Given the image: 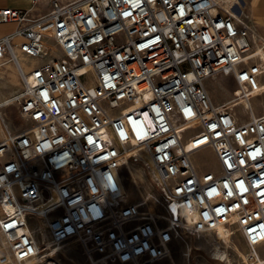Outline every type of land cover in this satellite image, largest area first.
Returning <instances> with one entry per match:
<instances>
[{
  "label": "built area",
  "instance_id": "1",
  "mask_svg": "<svg viewBox=\"0 0 264 264\" xmlns=\"http://www.w3.org/2000/svg\"><path fill=\"white\" fill-rule=\"evenodd\" d=\"M220 1L53 0L40 18L0 9V23L23 24L0 37V67L15 64L21 80L0 101V264H60L55 248L69 243L91 262L161 264L155 206L190 235L229 228L264 244V113L234 109L264 92L263 69L249 16ZM218 74L237 82L233 106L210 95ZM206 149L214 169L193 159ZM129 163L158 192L152 210L125 197Z\"/></svg>",
  "mask_w": 264,
  "mask_h": 264
},
{
  "label": "rangeland",
  "instance_id": "2",
  "mask_svg": "<svg viewBox=\"0 0 264 264\" xmlns=\"http://www.w3.org/2000/svg\"><path fill=\"white\" fill-rule=\"evenodd\" d=\"M242 1L243 6L241 9L245 12V14L250 15V7L253 0ZM249 20L253 26L254 32L257 31L260 33L264 39V21L259 23L257 22L256 24L254 17L252 21L249 17ZM257 38L258 40H256V44L254 43L255 45L253 50L255 52L253 53V57L255 58L253 59L252 63L257 65L260 69H263V71H261V80L264 87V63L258 55L260 49L264 51V43H261L259 37ZM48 42L51 47L56 49V46L51 39H48ZM22 61L27 66H34L37 63L35 59L29 57L22 58ZM9 83L14 88L13 93L21 89L20 78H18L14 84L12 82ZM11 86H3L0 90H6L7 88H11ZM237 86V82L233 76H226L223 74L215 75L207 83V88L215 104L230 103L232 106L237 102L234 99V90L237 88ZM242 100H238V105H234V109L239 114H241L244 120H248L250 117L249 115L252 113L256 116L264 113V92L249 100L250 107L252 108H247L244 104H242ZM16 111L17 109L13 108V110L8 113V115L14 125H19L22 123V119L18 115H14L17 113ZM193 159L195 163L204 170L212 168L214 169L217 165L214 154L208 149L195 153L193 155ZM131 169L133 170V177L127 175L126 180L124 181L125 193L128 195V199L130 201L138 202L148 192L158 195L157 190L153 188L150 184V181L142 175V172L138 166H135V168L132 167ZM150 200H152V197L148 200V204L152 210L153 206L150 203ZM155 207L156 209H159L160 212H157V214L162 219L161 224H159L157 228L158 235L167 252L166 257L163 259L161 264H264V244L256 247V251L259 254L258 259L253 253V250L250 248V246H248L238 231H233L230 234L229 242H226V240L223 238H219L218 234L212 232L201 237H196L194 235L188 234L185 229H182L184 234H177L176 232L170 231V229L167 228V222L164 221L166 220L164 219L165 212L162 211L160 207ZM212 238L215 239L213 240ZM45 240L51 241L50 239L46 238V236ZM215 241L218 242V245L223 251L226 250V256H228L225 260H222V257L219 258L217 256L216 250H214L216 245L214 244ZM193 242L194 246L191 244ZM190 245L193 250L190 249ZM195 247H198V249ZM54 252H59L55 259L60 264H106L97 260H93L91 262V260L83 254L79 245L76 243L64 245L60 247L59 250H55ZM112 264L122 263L114 260Z\"/></svg>",
  "mask_w": 264,
  "mask_h": 264
},
{
  "label": "crops",
  "instance_id": "3",
  "mask_svg": "<svg viewBox=\"0 0 264 264\" xmlns=\"http://www.w3.org/2000/svg\"><path fill=\"white\" fill-rule=\"evenodd\" d=\"M52 1L53 0H0V9L1 8L22 9L28 12V16L30 18H40L47 15L50 12L52 8ZM250 8H251L250 9L251 14L248 16L251 18V21L253 20L254 17L256 24L257 22L258 23L263 22L264 0H253ZM21 25L23 24L18 22L0 23V37L14 33L18 28L21 27ZM255 35L259 36V38H261L264 41L263 37L257 31H255ZM18 54L20 61L22 62V64H24L22 58H27L28 56H26L20 51H18ZM13 66L16 67L15 64L13 63H7L0 67L1 68L0 89H2L1 87L3 86L4 87L11 86L9 82H12L14 84L18 80V78H20L18 71L16 70L17 67L14 69ZM20 84H21V80H20ZM13 91H14L13 86H11V88H7L6 90H0V101L10 97L9 95H12L16 92L15 91L13 93Z\"/></svg>",
  "mask_w": 264,
  "mask_h": 264
},
{
  "label": "bare ground",
  "instance_id": "4",
  "mask_svg": "<svg viewBox=\"0 0 264 264\" xmlns=\"http://www.w3.org/2000/svg\"><path fill=\"white\" fill-rule=\"evenodd\" d=\"M221 2V5H222V7H224V8H226V9H228L230 12H232V13H234L237 17H242V15L240 14V13H238V9L239 8H241L242 6H243V1L242 0H221L220 1ZM238 6V7H237ZM254 37H255V40H254V43L256 44V40H258V38L257 37H259V36H256L255 35V32H254ZM259 40L261 41V43H264L263 42V40L261 39V38H259ZM254 44V45H255ZM255 52V51H254ZM258 55L260 56V59L262 60V62L264 63V51L262 50V49H260L259 50V52H258ZM26 66V68H29V67H31V66H27V65H25ZM14 67V66H13ZM16 67H14V69H15ZM1 69V68H0ZM17 70V69H16ZM18 71V70H17ZM12 72V71H11ZM15 75H16V73H15ZM14 75V76H15ZM17 79V78H16ZM6 97H8V96H6ZM10 97H11V95H10ZM10 97H8V98H10ZM8 98H6V99H4V100H7ZM241 102V101H240ZM242 104H246L247 105V108H249L250 107V101L247 99V98H245V99H243L242 100ZM238 105V104H237ZM129 167H130V169L132 168V165L129 163ZM124 185V184H123ZM124 187V190H125V185L123 186ZM125 197H127L128 198V195L126 194L125 195ZM152 197V199L155 197V195L154 194H152L151 192H148V193H146L145 195H144V197H142V199H140L138 202H143L144 201V203L146 204H148V200L150 199ZM192 211H189V210H187V209H184L183 211H182V217L180 218L181 220H183L184 218H187V219H190L191 218V216H192ZM159 216V215H158ZM159 218H160V216H159ZM164 219H168V216L165 214L164 215ZM159 225V224H158ZM157 228H158V226H157ZM167 228L168 229H170V231H174V232H176L177 234H184V232L182 231V230H180V229H178L177 227L175 228L174 227V225H172L171 224V222H167ZM233 232V230H231V229H229V228H227V229H224V230H221L219 233H218V236H219V238H223L224 240H226V242H229L230 241V234ZM234 232H236V231H234ZM206 235V234H205ZM213 239V238H212ZM215 239V238H214ZM213 239V240H214ZM49 241V240H48ZM45 241V244H46V246L47 247H49V248H53L54 249V247L55 246H53L52 245V243H51V241ZM189 244V243H188ZM193 246H194V242L193 243H191ZM214 244H216L215 245V249L214 250H216V254H217V256L219 257V258H221L222 257V260H225L226 258H227V256H226V254H227V252H226V250H222L221 249V247L218 245V242L217 241H215L214 242ZM257 246H255L254 248H251L252 250H253V253L257 256V258L259 259V254L257 253V248H256ZM196 249H198V247H195ZM235 248V247H234ZM60 249V247L58 246L57 248H55V250H59ZM190 249L191 250H193L192 249V247H191V245H190ZM49 264H55L54 262H52V261H50L49 262Z\"/></svg>",
  "mask_w": 264,
  "mask_h": 264
}]
</instances>
